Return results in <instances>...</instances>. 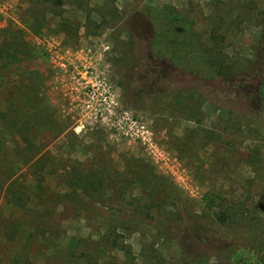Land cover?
Listing matches in <instances>:
<instances>
[{
  "label": "rangeland",
  "instance_id": "obj_1",
  "mask_svg": "<svg viewBox=\"0 0 264 264\" xmlns=\"http://www.w3.org/2000/svg\"><path fill=\"white\" fill-rule=\"evenodd\" d=\"M165 6L243 86L152 53L146 11ZM263 31L264 0H0L6 137L26 124L43 155L0 150V264H264ZM17 161L20 206L5 194ZM78 169L101 191L65 189Z\"/></svg>",
  "mask_w": 264,
  "mask_h": 264
},
{
  "label": "trees",
  "instance_id": "obj_2",
  "mask_svg": "<svg viewBox=\"0 0 264 264\" xmlns=\"http://www.w3.org/2000/svg\"><path fill=\"white\" fill-rule=\"evenodd\" d=\"M146 12L150 22L154 26L153 38L150 45L152 53L157 58L167 59L183 72L195 74L207 81L217 78H226L227 80L231 79L234 85L243 86L242 83L247 78L246 70L236 71L235 67L229 63L227 56L217 59L213 55H210L201 44L193 25L189 23L183 15L179 14L175 8L169 6H165L162 9L148 8ZM25 24L34 34L39 33V25L37 26L28 19ZM260 44V53L263 54L264 31L260 37ZM5 52L7 53V50ZM9 53L12 55L14 54L13 51ZM0 57L5 56L1 54ZM254 72H256L255 67H250L251 77H253L252 75ZM237 95L241 97L238 92ZM256 97L260 102L259 111L264 113V75L258 85V94ZM4 117V113L0 109V132L2 134L0 136V150H2L6 144L17 142L18 140L21 145H24L22 155L25 160L22 165L29 167L40 165L43 155H41L42 150L39 148L37 136L31 135L30 132H28L27 125L24 124L22 129L25 130V132L22 131L19 133L20 135H10V139H7L6 136L8 134L6 130L9 129H7ZM19 165H21V163L17 161L6 167V169L10 171V175L6 180V199L14 206H20L22 196L24 195L23 192L19 190L21 185L20 177H16L15 173V168L17 169L20 167ZM43 170L45 172L44 174L39 172L33 174L38 181L37 187L39 189L44 188L43 183L46 180V175L54 174L50 169ZM64 172L66 177L70 175L75 178L74 180L62 182L65 189L71 192L77 194L79 191L82 195L91 198L94 196L93 193H97L103 188L99 173H86L79 169L75 170L76 174L70 173L69 171Z\"/></svg>",
  "mask_w": 264,
  "mask_h": 264
}]
</instances>
